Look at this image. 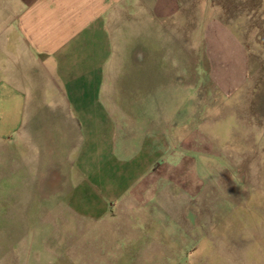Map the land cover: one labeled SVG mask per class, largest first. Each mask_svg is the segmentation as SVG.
Segmentation results:
<instances>
[{
    "label": "crops",
    "instance_id": "0c3cea01",
    "mask_svg": "<svg viewBox=\"0 0 264 264\" xmlns=\"http://www.w3.org/2000/svg\"><path fill=\"white\" fill-rule=\"evenodd\" d=\"M184 17L181 0H0V217H11L0 220V244L9 237L17 248L20 231L27 242L41 237L48 244L55 229L64 233L56 235L64 244L56 255L74 252L69 264H129L131 249L142 264L143 248L163 245L158 228L169 217L174 223V202L147 192L157 177L140 191H100L101 168L93 161L100 152L125 151L134 133L142 151L162 146L165 55L177 60L171 72L179 67V53L165 40L180 39ZM221 26L219 19L208 22L209 42L236 38ZM194 28L185 53L193 69ZM243 46L237 65L249 78ZM203 49L216 91L224 81L214 80V53ZM67 215L77 220L74 239L66 234Z\"/></svg>",
    "mask_w": 264,
    "mask_h": 264
},
{
    "label": "rangeland",
    "instance_id": "374dc122",
    "mask_svg": "<svg viewBox=\"0 0 264 264\" xmlns=\"http://www.w3.org/2000/svg\"><path fill=\"white\" fill-rule=\"evenodd\" d=\"M181 1L185 22L180 24V39L165 40L179 53V67L171 72L177 60L165 55V113L158 127L162 146L156 153L142 151L141 138L131 129L134 134L126 139L125 151L98 153L93 162L101 170L94 185L100 191H140L156 176L158 185L147 192L158 190L168 197L164 203L174 202V223L169 217L158 228L163 230V245L141 248L147 255L142 264H264V0ZM211 19L222 20V29L236 38L209 42L204 30ZM193 27L194 69L191 56L187 61L185 55L188 45L191 52ZM241 44L250 55L249 78L237 65ZM204 47L214 53V80L224 81L216 91L210 89ZM193 79L195 86H188ZM138 178H144L139 187ZM66 219V234L74 239L76 217ZM14 233L17 248L9 237L0 244L2 264H69L67 258L74 256L68 248L62 253L66 259L56 255L64 245L56 235L64 233L55 229L48 232V244L41 237L27 242L24 232ZM112 238L119 240L117 234ZM131 252L129 264H135Z\"/></svg>",
    "mask_w": 264,
    "mask_h": 264
}]
</instances>
